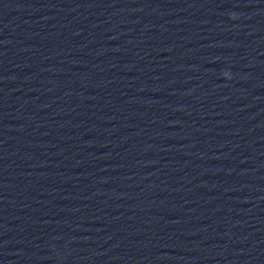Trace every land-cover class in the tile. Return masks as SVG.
<instances>
[{
    "label": "water",
    "instance_id": "1",
    "mask_svg": "<svg viewBox=\"0 0 264 264\" xmlns=\"http://www.w3.org/2000/svg\"><path fill=\"white\" fill-rule=\"evenodd\" d=\"M0 264H264V0H0Z\"/></svg>",
    "mask_w": 264,
    "mask_h": 264
}]
</instances>
